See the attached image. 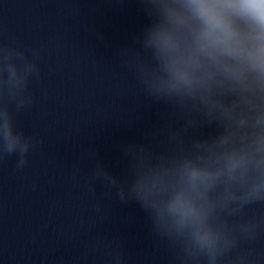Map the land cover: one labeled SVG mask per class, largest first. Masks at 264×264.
Masks as SVG:
<instances>
[{"label": "water", "instance_id": "obj_1", "mask_svg": "<svg viewBox=\"0 0 264 264\" xmlns=\"http://www.w3.org/2000/svg\"><path fill=\"white\" fill-rule=\"evenodd\" d=\"M184 5L0 0V264H264L251 182L199 219L171 208L225 132L211 101L231 99L175 79L198 27Z\"/></svg>", "mask_w": 264, "mask_h": 264}, {"label": "clouds", "instance_id": "obj_2", "mask_svg": "<svg viewBox=\"0 0 264 264\" xmlns=\"http://www.w3.org/2000/svg\"><path fill=\"white\" fill-rule=\"evenodd\" d=\"M184 6L198 27L173 61L175 79L231 96L211 101L225 132L207 157L185 162V187L171 205L182 218L199 219L210 192L219 191L222 202L235 198L234 186L250 182L245 199L264 192V0H185ZM235 17L248 22L247 33L237 29ZM158 38L165 48L179 49L167 34Z\"/></svg>", "mask_w": 264, "mask_h": 264}]
</instances>
